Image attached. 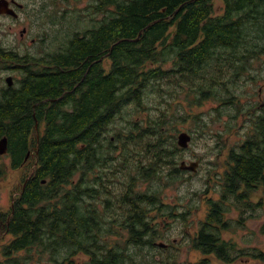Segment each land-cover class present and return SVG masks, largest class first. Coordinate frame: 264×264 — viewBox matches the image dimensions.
Masks as SVG:
<instances>
[{
    "label": "trees",
    "instance_id": "16d2710c",
    "mask_svg": "<svg viewBox=\"0 0 264 264\" xmlns=\"http://www.w3.org/2000/svg\"><path fill=\"white\" fill-rule=\"evenodd\" d=\"M179 2H123L119 14L107 20L98 30L102 34L100 37L96 35L94 42L100 40V45L79 41L80 45L73 46L71 52L50 59L47 62L50 68H43L39 72L32 66L20 88L0 96V141L8 138L10 152L14 156L13 169L20 167L27 150L36 145L37 140H31L30 134H35L32 128L39 123L40 166L36 180H31L20 200L14 202L9 226L8 218L0 211V232L8 230L13 236L4 247L11 257L8 264H28L32 260L31 257L16 259L12 256L21 250L31 253L40 241L41 231L37 225L53 223L51 217H43L50 214L53 195L65 192L73 176L92 174L100 163L104 165L112 159L111 155L104 157V153L110 150L104 149L109 141L106 135L111 132L110 125L123 106L131 100L139 102L145 89L154 80L163 78L166 74L164 66L168 62H173L175 72L199 74L201 82L198 86L204 98H207L208 94L216 96L212 90L219 86L228 88L226 82L222 81L229 78L227 74L241 77L246 73L240 66L247 63L249 57H258L261 54L258 50H264V37L260 36L264 33V0H241L237 3L239 8L246 7L244 17L228 14L223 19L205 22L207 14L195 10L190 11L181 22L179 18L183 9L179 11ZM169 15H173V18L167 20ZM244 26L258 35L248 38L242 31ZM103 49L105 53L101 52ZM7 58L22 65L21 60L13 56ZM224 67L229 69L226 71ZM218 97L220 101L228 102L223 95ZM165 125L166 119L162 118L156 121L152 130L146 128L138 133L139 139L145 132H150L154 138L153 144L147 143L153 150V158L147 167L143 166L140 170L141 178L145 181L163 180L162 165L166 163L172 165L168 184L173 183L180 172L174 163L180 148L175 142L168 145ZM231 161L233 166L221 179V201H210V212L200 231L192 238L194 249L204 254H215L227 263L235 260L232 255L236 251V244L221 236V231L227 229L225 204L231 194L235 196L241 190L244 180H256L261 175L264 152L257 150L245 155L241 150L239 155H233ZM5 170L6 165L1 164L0 177ZM43 181H46V185L42 184ZM101 183L103 185L105 182ZM84 185L81 183L75 191L97 193L100 190L87 189ZM129 191V200L136 199V206L129 205V214L136 216V230L131 231L133 239L137 236L134 244L155 248L163 233L158 228L151 230L144 218L150 208L164 211L160 204L162 189L144 197ZM236 200L241 202L242 196H237ZM142 201L147 204L142 205ZM65 207L57 212L59 247L72 246L78 252L86 253L94 248L99 252L98 256H92L83 264H149L147 258L141 263L136 257L126 254L123 248L120 252L102 246L99 242L101 231L92 229L84 215H76L75 212L79 210L76 209L77 205L67 204ZM68 208L75 210L73 215H69L71 209L67 211ZM171 216L164 213L161 217ZM66 217L73 220L66 223ZM45 233L51 234L49 231ZM256 256L264 258V253ZM176 260L177 257L172 256L171 264H176Z\"/></svg>",
    "mask_w": 264,
    "mask_h": 264
},
{
    "label": "rangeland",
    "instance_id": "374dc122",
    "mask_svg": "<svg viewBox=\"0 0 264 264\" xmlns=\"http://www.w3.org/2000/svg\"><path fill=\"white\" fill-rule=\"evenodd\" d=\"M51 1L20 0L21 3L28 6L29 11H32L33 34L39 33L36 26H39L40 21L51 22L66 15L67 20L70 19L74 22L81 16L87 15L74 6H60L56 7L58 13L50 17L49 15L54 12ZM216 3L221 2L216 1ZM60 11H67V13L63 15ZM48 13L50 14L48 15ZM25 17L27 14L22 15L21 19ZM11 22V19H5L3 23ZM171 29L173 30V28ZM242 31L248 38L258 35L254 30H249L245 26ZM7 35L6 31L1 29L0 42H12L13 35L6 40ZM31 48H35V46H31ZM262 64L264 61L260 60L247 62L246 67L250 65L252 70L249 75L254 76L253 78H249L247 73L242 74L241 77H234L232 73L227 74L229 78H224L222 81L226 82L228 88L219 86L212 90L216 96L211 97V94H208L207 98H204L203 91L199 88L200 75L175 72L173 71L174 64L170 61L164 66L166 74L163 78L154 80L145 89L139 102L131 100L123 106L121 113L109 127L111 132L106 135L109 136V141L104 145V149L110 150L104 153V157L111 155L112 159L105 162L104 165L100 163L92 174L87 175L88 178L83 182L85 183L84 187L92 190L100 189L94 202H104L110 198L114 201L117 209H119V205L121 206L118 214L116 208L110 213L122 216L125 213L129 214L130 202L136 206L135 198L129 200V190L144 197L152 195L157 189H162L160 204L163 205L164 211L158 212L150 208L144 220L146 219V224L151 230L158 228L162 231L163 237L157 242L165 243L168 247L137 246L133 240L131 242L133 237L131 231L123 229L118 232L101 230L99 238L101 244L111 249H118L120 252L123 248L126 254L136 257L141 263H144L147 258L149 264H171L172 256L177 257L176 264H264L263 256H259V258L256 256L264 253V199H261L262 196L259 193L251 195L246 213L242 212L246 210L243 205L233 198H227L225 204L227 212L224 218L227 222V229L221 231V236L226 241L236 244V247L244 252L241 258L233 263H227L217 258L216 255L204 254L192 246V238L200 231L210 212V201L218 203L222 199L221 179L233 166L231 161L233 155L241 153L240 147L245 137L243 126L246 117L252 119L250 115L247 116V113L255 105L260 109L258 115H263L260 113L264 108V105L262 106L264 104V69L261 67ZM5 68V63L0 57V94L1 87L6 86L3 71ZM223 69L227 71L229 68L224 67ZM19 82L18 79L16 88L20 87ZM260 88L263 89L261 94ZM218 95H223L228 99V102L220 101ZM162 118L166 119L165 138L168 145L174 142L178 145V136L182 132L192 136L188 148L184 149L178 145L180 150L174 157V163L180 172L175 181L170 184H168V174L172 170L171 164L162 165L164 179L161 181L158 179L145 181L141 178L140 171L143 166L147 167L153 158V150L148 147L147 143H152L154 138L150 132H145V135L139 139L138 133L146 128L152 130L156 121ZM33 138H35L34 135L31 140ZM110 140H112L111 143ZM34 147L36 145L31 146V148ZM111 149H113V153ZM126 156L130 158L125 159ZM183 161L187 163L198 161L200 164L198 170L196 172L182 170L180 166ZM1 164H5L7 170L0 177V211L6 218H9L14 202L20 200L23 195L24 182L33 173V166L31 163L13 169L10 156H1ZM91 177H102L103 181L97 182ZM80 180V176H76L71 183L72 186L69 184L65 192L75 191L74 186ZM101 182L105 183L102 185ZM106 192H109L108 195ZM141 204L146 205L147 203L142 201ZM164 213L173 216L161 217ZM12 239L13 236L10 234L2 236L0 246L2 245L4 249ZM58 251V256H60L58 260L68 253L78 252L74 247H59ZM233 256H236L235 252ZM26 257L32 258L28 264H51L48 255L40 258L34 249L31 253L22 251L16 252L12 256L16 259ZM74 257L73 264H83L89 260L82 252ZM10 259L11 257L8 256L0 264H8ZM68 264L71 263L68 262Z\"/></svg>",
    "mask_w": 264,
    "mask_h": 264
},
{
    "label": "flooded vegetation",
    "instance_id": "af4514ba",
    "mask_svg": "<svg viewBox=\"0 0 264 264\" xmlns=\"http://www.w3.org/2000/svg\"><path fill=\"white\" fill-rule=\"evenodd\" d=\"M5 1L7 3L8 12L0 13V30L6 31L8 34L6 40L9 36L13 37V41L11 42H0V57L2 58V62L5 63L6 68L4 71L6 86L1 87L2 92L0 96H2L5 92L10 93L12 90L16 89V83L18 79L20 80L19 85L21 87V83L24 78L28 75V70H31V67L34 66L36 70L39 72L42 71L43 68H50V64L47 62L51 59L53 60L54 57L58 55L65 54L67 52H71L73 46L79 43V41H86L87 43H94L97 46L100 45V40L97 42L95 41V36L102 34L100 30L105 22L108 20H112L115 18L117 14L120 12V7L123 2L128 3L129 0H52L51 4L54 8V12L48 13L50 17L56 15L58 11L56 7H75L77 9H81L85 13L86 16H81L80 18L76 19L72 22L70 19L67 20L65 15L59 18V20L54 19L51 22L49 21H40L39 26L36 28L39 29V33L33 34V24L31 22V17L33 18L32 11L28 10V6L21 3L20 0H0ZM216 1H220L221 3H216ZM241 0H180L179 2V11L183 9L180 14V21L183 22L186 15L192 11H200L205 12L207 14V19L204 20H213L217 18H225L228 14L232 16H236L238 18L244 17L246 15V7L239 8L237 7V3H240ZM217 7L215 8V5ZM203 5V9L201 6ZM2 10V8H0ZM166 9H163L165 12ZM61 13L66 14L67 11H60ZM27 14V17L21 19V16ZM31 14V15H28ZM49 17V18H50ZM173 18V15H169L166 17L167 20ZM5 19H11V23H3ZM262 34V33H261ZM260 36L264 37V33ZM17 36V38H15ZM100 39V38H99ZM80 45V43L78 44ZM103 45V44H102ZM31 46H35V48H31ZM37 46V47H36ZM71 49V50H70ZM99 50V49H97ZM113 50V46L111 47ZM105 53L103 49L101 51ZM261 54L258 57H249L248 63L251 61H256V58L260 61H264V50H258ZM15 57L18 60H21V64L16 63L13 59L7 57ZM247 63L241 65L242 69L246 70L247 76L249 78H253L249 75L250 65L246 67ZM235 67H239L236 65ZM264 69V64L261 65ZM19 75V76H18ZM12 77L14 79L13 85H9L7 82V78ZM3 81V80H2ZM19 87V88H20ZM18 88V87H17ZM263 89L260 88V94L262 93ZM264 104H262L263 106ZM261 106V109L263 108ZM258 109L255 105L251 107V111L247 113V116L250 115L252 119H247L245 121V125L243 128L245 129V137L243 140V144L240 147L242 153L245 155H250L255 153L257 150L260 152H264V108L260 113H263L262 116L258 115ZM34 117L36 114L34 113ZM36 124V123H35ZM39 124V123H38ZM39 127V125H38ZM35 134H33L37 140L36 147L29 148L27 153L22 160L20 167L24 165H30L32 163L33 166V173L25 180L24 182V194L27 185L31 180H36L38 168L40 166V154H39V138L36 130V125L34 128ZM32 133L30 134V137ZM256 149V150H255ZM33 150V151H32ZM255 150V151H254ZM5 156H10L11 158V165L14 162V156L10 152V146L8 154ZM75 175L71 178V183L73 182ZM86 176H80V182L77 183L74 188H80V184L83 183L86 179ZM92 178V177H91ZM97 182L103 181L102 177H95ZM255 181V182H253ZM44 185H46V181H43ZM258 184V185H257ZM69 186H72L71 184ZM109 192H106L108 195ZM255 193H259L261 199H264V169L259 177L256 180H244L242 183L241 190L237 192V196H242L241 204L246 209L242 211L246 213L248 211L249 200L251 199V195ZM96 192H77V191H67V192H57L53 195V199L51 200V208L50 214L44 215L43 217H51L53 219V223H40L37 225V228L41 231L40 233V241L35 246L34 252L40 258H43L45 255L49 256V261L51 264H73V259L75 255L79 253H84L89 259L93 256H98L99 252L92 248V252L88 251L87 253L84 251L81 252H71L64 256L61 260H58V235L56 233L57 224L59 221V217L57 216L58 211H63V209L67 204L70 205H77L76 209H79L76 213L77 216L84 215L86 220L89 221V224L92 229L94 230H111L118 232V230H126V231H135L136 229V217L132 214L125 213L122 215H117L120 212L121 206L119 205V209L116 208L114 201L110 198L105 200L104 202H94L96 200ZM254 194V195H255ZM231 194V199L233 198L236 200V195ZM88 199V201H86ZM55 200V201H54ZM237 201V200H236ZM239 202V201H237ZM130 202L129 204H131ZM127 204V205H129ZM128 207V206H126ZM117 209V214H111V210ZM69 215L74 214L73 208L66 209L69 211ZM115 213V212H112ZM119 216V217H118ZM122 216V218H121ZM9 219L7 220V225L9 226ZM48 220V219H45ZM73 220V218H65L66 223ZM3 224V223H2ZM45 231H49L51 234L45 233ZM9 235L8 230L0 232V238L5 235ZM50 235V236H49ZM134 237V236H133ZM131 239L135 242V238ZM1 243V240H0ZM132 245V244H131ZM102 246H105L104 244ZM72 248L71 246H69ZM0 263L4 258L6 259L9 256L8 251H4L2 245L0 246ZM27 251L21 250L18 252ZM236 256L235 260H238L244 255L242 250H239L236 247ZM215 255V254H213ZM217 256V255H216ZM233 257V255H232ZM218 258V257H217Z\"/></svg>",
    "mask_w": 264,
    "mask_h": 264
},
{
    "label": "water",
    "instance_id": "95a60500",
    "mask_svg": "<svg viewBox=\"0 0 264 264\" xmlns=\"http://www.w3.org/2000/svg\"><path fill=\"white\" fill-rule=\"evenodd\" d=\"M0 8H2V10H0V13L3 12H8L7 9V3L5 1H1L0 2ZM141 34V33H140ZM7 82L8 84L11 86L14 83V79L12 77H8L7 78ZM38 122L36 124V130H37V134H38V138H39V127H38ZM192 141V136L189 133L186 132H182L180 133V135L178 136V145L181 148H188L190 143ZM8 150H9V142H8V138L4 137L3 139H1L0 141V156H4L8 154ZM199 162L198 161H193L191 163H187L185 161H183L181 163V169L182 170H188V171H192V172H196L199 168ZM157 245L161 248H167L168 245L162 242H158Z\"/></svg>",
    "mask_w": 264,
    "mask_h": 264
}]
</instances>
